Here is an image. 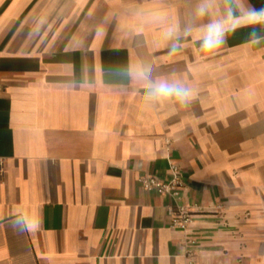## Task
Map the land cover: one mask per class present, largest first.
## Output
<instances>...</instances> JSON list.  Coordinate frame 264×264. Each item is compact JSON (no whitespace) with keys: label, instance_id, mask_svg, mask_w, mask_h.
Masks as SVG:
<instances>
[{"label":"crops","instance_id":"obj_1","mask_svg":"<svg viewBox=\"0 0 264 264\" xmlns=\"http://www.w3.org/2000/svg\"><path fill=\"white\" fill-rule=\"evenodd\" d=\"M195 5L0 0V264L187 263L169 197L140 183L168 180L170 160L196 264H264V45L244 28L213 54L191 38L171 53ZM142 65L189 102H146Z\"/></svg>","mask_w":264,"mask_h":264},{"label":"clouds","instance_id":"obj_2","mask_svg":"<svg viewBox=\"0 0 264 264\" xmlns=\"http://www.w3.org/2000/svg\"><path fill=\"white\" fill-rule=\"evenodd\" d=\"M207 17L208 22L197 21ZM249 29L245 43L249 47L264 45V7L256 8L249 0H196L192 19L181 29L169 28L166 39L173 41L170 52H177L190 38L197 42L202 54H213L226 43L231 34L240 29ZM138 78L145 82L144 99L148 103L174 101L185 105L191 99V89L180 80L153 79L150 65H142ZM39 226L36 220L22 216L14 219L12 227L19 232L34 231Z\"/></svg>","mask_w":264,"mask_h":264},{"label":"built area","instance_id":"obj_3","mask_svg":"<svg viewBox=\"0 0 264 264\" xmlns=\"http://www.w3.org/2000/svg\"><path fill=\"white\" fill-rule=\"evenodd\" d=\"M169 170L170 177L168 180H160L155 176L146 174L140 178V183L142 186H144L143 188L148 191H154L158 194L166 195L169 197L171 201V205H169L168 207L170 227L182 231L186 235V258L188 261L185 264H196L195 248L197 245V241L194 237L193 214L186 206L179 203L181 199V192L184 188L181 168L179 167L178 163L170 160Z\"/></svg>","mask_w":264,"mask_h":264}]
</instances>
